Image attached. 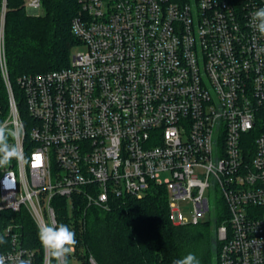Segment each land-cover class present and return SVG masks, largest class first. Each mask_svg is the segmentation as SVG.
Wrapping results in <instances>:
<instances>
[{"label": "built area", "instance_id": "1", "mask_svg": "<svg viewBox=\"0 0 264 264\" xmlns=\"http://www.w3.org/2000/svg\"><path fill=\"white\" fill-rule=\"evenodd\" d=\"M71 32L85 46L66 66L17 79L3 122L23 158L0 169V211L25 208L36 225L82 205L109 208L164 187L174 224H198L206 192L216 264H264V36L250 14L264 0H77ZM37 13L41 0H24ZM191 210L181 211L178 201ZM0 255L48 264L5 225ZM68 264L74 261V252ZM91 264H96L92 259Z\"/></svg>", "mask_w": 264, "mask_h": 264}, {"label": "trees", "instance_id": "2", "mask_svg": "<svg viewBox=\"0 0 264 264\" xmlns=\"http://www.w3.org/2000/svg\"><path fill=\"white\" fill-rule=\"evenodd\" d=\"M41 2L43 12L37 14L26 10L24 0H0V57H4L13 95L24 120L29 116L17 79L26 73L66 66L71 49L79 43L70 29L78 10L77 0ZM8 112V91L0 67V122ZM53 201L62 203L57 207L59 223L67 224L76 233L74 258L80 264H90V256L96 264H173L189 253L195 254L200 264L214 262L212 251L216 237L208 235V228L203 225L204 239L197 237L196 227L174 224L162 186L151 185L141 198L113 199L107 209L82 205L74 209L72 215L68 213L65 199L54 198ZM222 219V216L217 218L216 225ZM8 224L17 226L21 243L36 248L41 256L43 248L37 225L25 208L17 212L0 211V237L5 242L3 228Z\"/></svg>", "mask_w": 264, "mask_h": 264}, {"label": "clouds", "instance_id": "3", "mask_svg": "<svg viewBox=\"0 0 264 264\" xmlns=\"http://www.w3.org/2000/svg\"><path fill=\"white\" fill-rule=\"evenodd\" d=\"M250 26L253 27L261 36H264V7L257 8L250 14ZM22 134V128L16 125L9 126L5 122H0V167L10 164L13 159L23 158L21 149L10 140H16ZM38 238L43 251L48 260V264H68L69 256L74 252L77 244L76 233L67 224L55 221L45 222L37 225ZM5 243L0 237V244ZM10 259L0 255V264H6ZM94 257L90 256L91 264ZM15 264H30V260L16 258ZM173 264H200L195 254L189 253L181 259H176Z\"/></svg>", "mask_w": 264, "mask_h": 264}, {"label": "rangeland", "instance_id": "4", "mask_svg": "<svg viewBox=\"0 0 264 264\" xmlns=\"http://www.w3.org/2000/svg\"><path fill=\"white\" fill-rule=\"evenodd\" d=\"M43 10L41 8V10L38 13H42ZM85 49V46L83 44H77L75 45L72 49H71V54L75 53L76 51L78 50H84ZM9 142H12V140H10ZM11 162H13L14 164V169L17 168V164H16V161L15 159H13ZM206 195L208 197V202H209V210L203 214L201 217H200V220L201 222L203 223H198V224H190V226L192 227H196V231H197V237L198 238H202L204 239L206 237L205 233H204V228L203 226H205L206 228H208V235H214V237H216V222L213 221V211H219L220 208L222 207L223 205V202L222 200L220 199V196H219V193L216 192V191H212V190H209L206 192ZM178 204H179V207L181 209L182 212H184L185 214H188L189 211L191 210V203L188 201V200H179L178 201ZM209 224V226L207 225H204V224ZM203 225V226H201ZM204 230V231H203ZM214 249L212 251L213 253V258H214V262L213 264H216V261H215V254L217 253V247L219 246L218 244V241L216 239V242H214ZM218 244V245H217ZM69 264H75L74 261H71L69 262Z\"/></svg>", "mask_w": 264, "mask_h": 264}]
</instances>
